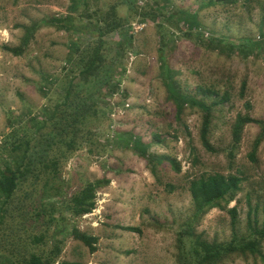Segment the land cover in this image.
Masks as SVG:
<instances>
[{
    "label": "rangeland",
    "instance_id": "374dc122",
    "mask_svg": "<svg viewBox=\"0 0 264 264\" xmlns=\"http://www.w3.org/2000/svg\"><path fill=\"white\" fill-rule=\"evenodd\" d=\"M70 3L0 0V165L7 159V137L16 131L17 136L29 138L35 131L30 121L60 101L69 78L77 83V45H86L91 34L84 28L88 19L79 17L82 8L71 14ZM89 4L92 9L116 6L118 17L128 22L122 37L127 43L122 49L107 43L109 100L97 101L98 107L110 114L104 112L97 128H109L115 143L106 147L95 144L91 152L84 146L77 148L59 163L61 190L35 195L38 198L26 202L25 192H30L33 184L38 185L36 191L41 190L43 177L33 173L24 181L15 197L26 199L21 203L16 200L15 205L26 202L24 215L28 208L35 211L28 212L24 220L9 213L0 221V257L18 264L31 254L41 256L47 264H179L180 232L201 235L208 241L231 240L227 210L236 209L239 237L249 234L251 208L257 211L258 227H263L264 137L260 138L258 125H246L237 149L231 152V129L239 115L264 121V50L260 52L256 46L264 41V0H234L225 5H207L200 0H89ZM180 11L193 12L200 28L191 31L177 25L176 18L171 20ZM70 14L67 30L53 24V19ZM33 26L35 32L21 57L1 50L3 45L20 46L24 27ZM117 32L109 37L110 43L119 40ZM162 47L165 67L177 72L175 80L182 93L195 95V89L202 87L229 95V103L212 111L209 142L215 153H208L200 140L205 119L201 110L185 108L180 118L176 116L160 72ZM74 66L73 76L69 72ZM127 135L150 144L148 154L155 162L149 164L126 148L123 139ZM155 137L161 143L156 144ZM257 141L256 162L252 163L249 156ZM171 159L180 164L179 172L171 168ZM203 174L242 179L227 210L195 214L189 185ZM103 179L108 184L97 189L92 213L72 216L67 199L87 183ZM40 208L47 214L40 213ZM121 227L140 232H126ZM74 230L97 238L94 253L73 238ZM41 234V240L34 241ZM259 248L264 257V240ZM223 264L264 261L249 254L234 255Z\"/></svg>",
    "mask_w": 264,
    "mask_h": 264
},
{
    "label": "trees",
    "instance_id": "16d2710c",
    "mask_svg": "<svg viewBox=\"0 0 264 264\" xmlns=\"http://www.w3.org/2000/svg\"><path fill=\"white\" fill-rule=\"evenodd\" d=\"M207 5H225L234 3V0H200ZM80 2V5L78 4ZM83 10L82 19L86 18L87 25H85L86 33L91 34L90 41L83 47L77 45V63L76 67H80L78 75L76 67L70 69L69 74L74 76L77 81L69 78L66 86L63 87V97L53 107L44 108L41 116L31 120L34 124L35 131L27 137H19L16 131L11 133L7 138L9 143H5L6 150L4 151L7 159L2 160L0 165V221L6 218L7 214L11 216L18 214L19 218L24 220L28 212L33 213L35 209L28 208L24 215L22 211L28 207L26 202H30V198L38 194H47L49 191L61 190L59 188V180L57 172L58 164L68 160L71 154L81 147H87L88 151H93L91 148L95 144H100L103 147L108 144L115 143L114 135L109 129L100 130L97 125L98 120L104 116H109L107 109L98 107L97 101L105 103L109 100L108 88L110 78V65L107 62L108 44H115L122 49L124 32L127 28V20L118 17V8L116 6H109V8L95 7L91 8L89 0H71L68 7L69 13L73 14L79 10ZM76 10V11H75ZM68 15L64 19H53V24L57 28H64L67 30L72 18ZM80 18V19H81ZM176 18L177 25H184L189 30L200 28L197 16L193 12H178L173 15L171 20ZM81 19V20H82ZM66 26V27H65ZM118 31V32H117ZM24 36L21 39L20 46L9 48L5 45L1 46V50L10 53L14 57H21L28 47L35 26L32 28L24 27ZM84 32V33H85ZM117 32L119 40L110 43L109 37L112 33ZM95 33L96 35H93ZM211 43V42H210ZM211 44H214L213 42ZM74 47L76 45L72 44ZM256 46L260 47V52L264 50V41ZM159 57L160 72L164 73L163 85L168 96L177 111L176 116L181 117L185 108H197L205 114L203 126L201 128V143L203 148L208 153H215L214 148L209 142L210 124L213 107H221L225 103H229L230 97L227 93L220 95L216 91L210 89L197 87L195 95H185L181 92L175 77L177 72L166 68L165 52ZM116 58V57H115ZM114 64L115 63H111ZM97 98L96 100L94 98ZM206 100H210L208 105ZM213 100V101H212ZM104 106V104H102ZM110 106V105H109ZM97 107V109H96ZM247 110L250 109L249 104L245 105ZM111 110V107L109 111ZM178 121V120H177ZM256 124L260 128V138L264 137V121L251 119L248 115H239L236 117L231 129V152L237 149L243 129L246 125ZM44 130L41 132V130ZM109 133L111 135L109 136ZM107 134V136H106ZM96 136V140H92ZM27 138V139H25ZM117 140V139H116ZM156 140V141H155ZM124 145L126 148L132 149L134 153L140 158L150 163L155 162L154 157H150L148 150L150 144H145L141 138L127 135L124 138ZM156 144L161 143L158 137L154 139ZM117 142V141H116ZM260 141L254 143L253 151L249 156L252 163H255V153ZM153 144V143H152ZM98 151V150H97ZM105 151V150H101ZM10 159V161H8ZM8 161V162H7ZM169 164L176 172L180 171V164L175 160H169ZM33 173L43 177L41 190H37L38 185L33 184L30 192H25L26 202L22 205H15V201L19 203L24 200L15 197L20 191L21 184L24 183ZM242 179L235 176L225 177L220 174H203L189 185V193L196 215L205 214L211 209L227 210L228 203L234 201L237 193L240 191ZM108 184L106 179L96 181L94 183H87L82 189L74 193L68 198L67 208L69 213L74 217H83L92 213L96 205V191L98 188ZM34 187V190H33ZM36 191V192H35ZM62 198L63 194L61 193ZM38 198L37 196H35ZM39 202L41 199L39 198ZM55 203L51 210H55ZM43 205V204H42ZM231 217L232 238L229 242L222 243L218 241H208L201 235L188 233L187 231L178 233V262L179 264H223L228 261L231 256H258L264 261V257L260 252V241L264 240V226L259 228L257 225V211L255 209L249 210V218L247 228L249 234L247 237H239L236 232L237 214L236 209L227 210ZM40 213L47 214V211L40 208ZM39 213V214H40ZM252 216V218H251ZM17 218V217H16ZM31 220V219H30ZM123 231L131 233H139V229L133 227H121ZM75 240L87 247L90 253L96 251L97 238L90 237L86 234L80 233L77 230L72 232ZM42 238V234L34 241L38 242ZM26 250V249H25ZM58 253V249L56 254ZM56 254L54 256H56ZM29 255V254H28ZM10 257V255H8ZM22 264H47L41 256L31 254L25 258ZM0 264H18L8 258L0 257Z\"/></svg>",
    "mask_w": 264,
    "mask_h": 264
},
{
    "label": "built area",
    "instance_id": "2783aa9c",
    "mask_svg": "<svg viewBox=\"0 0 264 264\" xmlns=\"http://www.w3.org/2000/svg\"><path fill=\"white\" fill-rule=\"evenodd\" d=\"M124 107H125V108H127L128 106H127V105H125Z\"/></svg>",
    "mask_w": 264,
    "mask_h": 264
}]
</instances>
